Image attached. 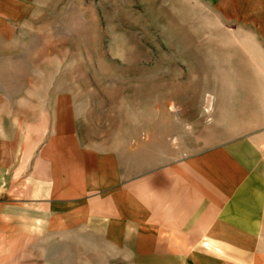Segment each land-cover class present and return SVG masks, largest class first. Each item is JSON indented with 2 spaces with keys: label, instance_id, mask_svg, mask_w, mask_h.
Wrapping results in <instances>:
<instances>
[{
  "label": "rangeland",
  "instance_id": "374dc122",
  "mask_svg": "<svg viewBox=\"0 0 264 264\" xmlns=\"http://www.w3.org/2000/svg\"><path fill=\"white\" fill-rule=\"evenodd\" d=\"M9 3L0 11V108L30 112L71 94L89 140L118 145L129 133L140 151L143 227L163 226L156 203L163 182L149 178L161 177L166 157L175 163L211 146L264 170V0ZM148 230L153 248L117 250L116 242L102 243L99 223L91 243H70L51 261L264 264V234L238 237L240 250L219 251L176 250L174 236L166 252L164 238L156 243ZM196 239L185 236V248L197 247Z\"/></svg>",
  "mask_w": 264,
  "mask_h": 264
},
{
  "label": "crops",
  "instance_id": "0c3cea01",
  "mask_svg": "<svg viewBox=\"0 0 264 264\" xmlns=\"http://www.w3.org/2000/svg\"><path fill=\"white\" fill-rule=\"evenodd\" d=\"M9 1L0 0V11ZM261 34L264 42V25ZM71 96L52 106L37 102L30 112L0 108V264H53L52 252L91 243L99 223L102 243L116 242L117 250L153 248L146 229L156 243L164 238L166 252L174 236L183 244L176 250L219 251L240 250L238 237L264 234V170L211 146L175 163L166 157L161 177L149 178L163 182L164 198L156 201L163 226L143 227L140 151L129 133L118 145L89 140ZM185 236H196L197 247L185 248Z\"/></svg>",
  "mask_w": 264,
  "mask_h": 264
}]
</instances>
